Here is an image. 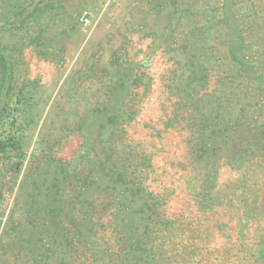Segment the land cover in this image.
Segmentation results:
<instances>
[{"label": "rangeland", "instance_id": "1", "mask_svg": "<svg viewBox=\"0 0 264 264\" xmlns=\"http://www.w3.org/2000/svg\"><path fill=\"white\" fill-rule=\"evenodd\" d=\"M14 1L0 264H59L65 215L75 264H264V0Z\"/></svg>", "mask_w": 264, "mask_h": 264}, {"label": "trees", "instance_id": "2", "mask_svg": "<svg viewBox=\"0 0 264 264\" xmlns=\"http://www.w3.org/2000/svg\"><path fill=\"white\" fill-rule=\"evenodd\" d=\"M47 2L45 3H50L51 0H46ZM15 4L12 5L11 7V12L13 13L12 17L13 19H10L8 24H15L20 22V24H23L25 22H27L28 20H34L37 18V16L39 14H36V12L38 11L40 5L38 3L35 4V0H32L30 2H27V0H16L14 1ZM10 4V2H9ZM8 4V5H9ZM35 4L34 8H31L32 5ZM10 12V13H11ZM23 19V20H22ZM22 21V22H21ZM0 65L2 67V72H3V79H2V84L5 83L6 80V76H7V72L9 69L8 66V61L7 58L5 57V55L0 51ZM11 77V81H12V76ZM2 87V86H1ZM4 87V85H3ZM12 88V84L6 87V91L9 92ZM1 146H3L2 141H0V152H1ZM4 150V149H2ZM71 220L72 222L74 221L75 223H70L69 220ZM85 221V223L83 224L82 222ZM87 221L88 218L87 216H83V217H79V216H70V215H65L64 217H62L60 219V222L63 225H66V227H63L66 229L65 232H63L61 229H58L60 232H63L59 237L58 243H59V247L61 248L62 246H64L63 248L60 249V256H62V261L59 262V264H72L71 262H74L75 264V258H78L79 255L74 253L76 251L75 247H76V242L80 241L83 242L84 239H86L87 243L89 244V242H91L93 245L96 243L97 240H93L92 238L93 236L90 234V231L88 230L87 226ZM73 230V232H72ZM19 240L14 239V242H9L7 243L5 241V237H3L0 240V244L2 246L1 249H7L9 245V247H12L13 250L17 249L15 246L18 245ZM12 245V246H10ZM89 246H87L85 249H88ZM11 249V248H10ZM63 252V253H62ZM99 253L102 251H98ZM128 253V256H124V254ZM76 254V255H75ZM3 256V255H2ZM104 256V255H103ZM71 261H63V258H71ZM96 254L93 253L92 255H90V259H93L91 264H95V261L97 260L96 258ZM119 259L124 260V264H134L135 262V255L129 253V251H127L126 248H124L121 252V255L119 257Z\"/></svg>", "mask_w": 264, "mask_h": 264}]
</instances>
